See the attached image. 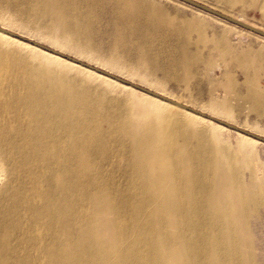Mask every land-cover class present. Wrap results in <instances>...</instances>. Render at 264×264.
I'll return each instance as SVG.
<instances>
[{"label": "bare ground", "instance_id": "obj_1", "mask_svg": "<svg viewBox=\"0 0 264 264\" xmlns=\"http://www.w3.org/2000/svg\"><path fill=\"white\" fill-rule=\"evenodd\" d=\"M19 1L76 36L104 33L110 6L115 48L137 50L168 80L194 79L201 46L236 52L227 38L208 37L206 23L171 17L150 0ZM216 1L264 18V0ZM14 43L0 31V264H262L253 225L264 209L263 142L238 132L234 144L225 126ZM248 49L235 58L254 73L242 102L262 119L247 127L264 135L256 78L264 49ZM232 79L222 83L226 95ZM215 103L214 114L236 122L235 106Z\"/></svg>", "mask_w": 264, "mask_h": 264}, {"label": "rangeland", "instance_id": "obj_2", "mask_svg": "<svg viewBox=\"0 0 264 264\" xmlns=\"http://www.w3.org/2000/svg\"><path fill=\"white\" fill-rule=\"evenodd\" d=\"M150 1L162 7L164 10L166 9L165 11L170 14L171 17H177L178 19L188 21L200 20L204 24L206 23L205 27L207 26L206 34L208 37L212 38L216 36V38H220L219 40L227 38L232 46L235 47L236 52L222 55L221 52L214 49L211 45L207 46L206 49L201 46L200 49L202 54L198 61V66L194 68V79L190 82H186L178 81V79L168 80L164 77V74L153 65H143L141 58L144 56L135 49H130L119 43L116 49L113 41L109 38L111 34V28L109 27V23L111 22L110 17L113 15V9L110 6H105V17H108V19L104 17V33H100L97 29L96 31L89 32L86 36H76L67 31L65 27L58 25L53 19L45 18L40 15V13H37L38 15L34 13L33 7L27 5L26 2H20L19 0H0V27L14 33L15 35L12 37L19 40L21 44L37 46L36 43H38L54 52L47 49L42 50L58 55L68 62L75 65L77 64L76 66H82V68H87V70H92L102 76H109L103 72L112 74L115 77L130 82L128 86H132V84L138 85L157 94H162L170 99L179 101L215 119L232 124L239 129L254 133L247 125H256L257 122L262 119H258L255 115L250 114L245 103L242 102L246 96L244 85H246L247 78L254 77V73L251 69L240 70L238 68L239 61L235 58L237 54H243L248 48L252 51L249 53L250 55H253L254 51L263 50L264 41L250 31L224 23L219 19L203 14L175 0ZM194 1L211 8L213 7V9L219 12H223L228 16L231 15L230 17L236 18L256 28L264 29V18L257 9H247L241 3L233 8L218 3L216 0ZM195 39L196 36L191 38L192 41ZM21 44L18 45L14 43L13 46L22 48L24 51H30V49ZM55 51L58 53L55 54ZM191 51H196V47L193 46ZM246 56L251 58L248 54H246ZM261 70L262 71L256 78L261 84V87H264L262 86L264 85V62H262ZM245 74L250 77H244ZM225 75H230L235 83V87L227 95L222 87V83L226 80ZM234 77L238 81H234ZM93 80L96 84L101 82L100 80L98 81V79ZM117 93L128 97L130 95V91L125 89H117ZM214 101L221 103H218L221 107L225 104L229 107L233 106V108L235 106L236 110L235 112L233 111V113H235L233 115L236 118V122L226 120L224 117L214 114L212 108H210V106L213 107L212 105L216 104ZM236 101H238V104H243L245 106L241 108L238 107L240 105H237ZM172 112L176 114V110ZM238 132L240 134L242 133L239 130L229 129V131H224L223 135L235 144L238 140L243 138ZM254 134L264 138L262 134ZM262 142L263 141H261V143ZM258 152L260 153L261 162L264 163V142L258 146ZM4 182L5 180L0 177V187ZM262 210L261 221H259L258 225L257 222L255 224L253 220V231L256 237L258 256L260 262L264 264V209Z\"/></svg>", "mask_w": 264, "mask_h": 264}, {"label": "water", "instance_id": "obj_3", "mask_svg": "<svg viewBox=\"0 0 264 264\" xmlns=\"http://www.w3.org/2000/svg\"><path fill=\"white\" fill-rule=\"evenodd\" d=\"M176 1L181 2V3H183V4H185V5L189 6V7H191V8H193V9L199 10V11L205 13V14H208V15H210V16H213V17H216V18H218V19H221V20H223V21H225V22H227V23H230V24L236 25L237 27L242 28V29H244V30H246V31H250V32H252V33H254V34H257V35H259V36L264 37V31H262V30H260V29H258V28H256V27H254V26H252V25H249V24H247V23H244V22H242V21H240V20H238V19H236V18L230 17V16H228V15L222 13V12H219V11H217V10L211 8V7H208V6H206V5H203V4H201V3H198L197 1H194V0H176ZM0 31H2V32L6 33V34H8V35L14 36V35L11 34V32H9V31H4V30L1 29V28H0ZM36 45H37V43H36ZM37 47H39V49H41V50H42V49H47V50H49V51H51V52H54V51H52V50H50V49H48V48L43 47L42 45H40V46L37 45ZM43 51H44V50H43ZM56 53H57V52H55V54H56ZM103 73H104V72H103ZM107 75H108V74H107ZM107 77H111V79H113V80H115V81H118L119 83H122V84H125V85H129V82H127V81L125 82V81H123V79H120V78H118V77L110 76V75L107 76ZM131 87L134 88V89H136L137 91L143 92V93H145V94H147V95H150V96H152V97H155V98L161 99V100H163V101L169 102V103H171V104H173V105H175V106H178V107H180V108H182V109H184V110H186V111H189V112H191V113H193V114H195V115L201 116V117H203V118H205V119H208V120H211V121H214L215 123H218V124H220V125H222V126L228 127L229 129L239 130V131H241L242 133H244V134H246V135H248V136H250V137H253V138H255V139H258V140L264 142V138H263V137H260V136L254 135V134H252V133H249L248 131H244V130H242V129H239L238 127H236V126H234V125H232V124H229V123H226V122H224V121H221V120L215 119L214 117H211V116H209V115H207V114H205V113H202V112H200V111H198V110H196V109H193V108L188 107V106H186V105L180 104V103H178V102H176V101H173V100H171V99H167V98H165V97H162V96L158 95L157 93H155V92H153V91H150V90H148V89H146V88L140 87V86H138V85H133V84H132Z\"/></svg>", "mask_w": 264, "mask_h": 264}]
</instances>
